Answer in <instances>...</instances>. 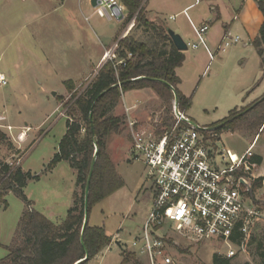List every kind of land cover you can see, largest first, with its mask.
I'll use <instances>...</instances> for the list:
<instances>
[{"label": "rangeland", "instance_id": "obj_1", "mask_svg": "<svg viewBox=\"0 0 264 264\" xmlns=\"http://www.w3.org/2000/svg\"><path fill=\"white\" fill-rule=\"evenodd\" d=\"M89 12L86 5L80 12L79 0H68L65 4L61 0H0V72L9 79V85L0 88V124L14 127L12 133L1 129L19 150V153H11L2 147L0 160L16 163L27 152L21 168L24 172L39 175L40 180L29 181L24 193L33 210L54 222L66 216L77 191V176L68 163L62 162L53 171L45 172L66 133L68 108L64 105L70 99L68 90L64 94L66 82L80 79L81 56L94 54L97 49L99 55L103 53V44L107 40L102 30L110 31L117 24L99 17L96 21L91 20ZM135 16L122 22V26L131 25ZM127 37L147 42L150 35L135 20ZM80 42L84 49L78 53ZM186 44L188 50L184 52V63L177 68V76L180 80L178 88L192 99L187 114L201 127H209L215 132L213 126L228 119L236 110V117L244 116L237 124L238 130L216 132L220 138L217 149L220 152L230 150L241 156L252 147L253 158L257 155L264 158V124L261 125L258 119L264 117V108L247 113L264 97V70L256 48H244L239 42L225 53L216 54L211 61L206 58L195 63L202 47L193 49L192 43L186 41ZM197 64L200 67L198 74ZM206 67L208 70L202 74ZM93 79L92 75L79 81V93ZM143 94L139 91L127 93L115 115L127 120L125 107L134 105L136 109L130 112V117L136 118L139 126L157 129L170 126L174 99H161L154 92L159 100L153 101L143 98ZM26 131L30 139L25 136L21 143ZM35 141L37 143L31 147ZM107 142L124 187L92 208L90 226L104 227L112 243L96 258L83 264H121L123 252L135 255L133 259L139 264H149L147 258L140 257L135 251L132 242L142 236L152 211L151 183L146 181L143 162L130 155L132 139L127 123ZM253 174L256 182H251L252 194L263 218L252 228L246 252L233 258V264H261L264 260V163ZM260 179H263L262 187L256 190L255 185ZM6 202L7 207L0 204V261L8 256L7 248L12 244L26 210L23 201L12 192L7 195ZM159 234L157 236L164 237L167 242V252L173 264H212L215 254H227V247L220 242L191 243L181 239L168 226L161 228Z\"/></svg>", "mask_w": 264, "mask_h": 264}, {"label": "trees", "instance_id": "obj_2", "mask_svg": "<svg viewBox=\"0 0 264 264\" xmlns=\"http://www.w3.org/2000/svg\"><path fill=\"white\" fill-rule=\"evenodd\" d=\"M120 1L129 11L127 20L130 21L138 13L136 23L145 29L150 38L147 42L128 37L120 40L118 59L106 61L83 92L79 93L73 82L66 83L70 94L69 102L64 105L68 108L66 133L45 168V172L49 173L65 162L76 173L77 191L65 219L55 224L32 209L24 189L29 181H39V175L24 172L20 166L0 160V204L7 207L6 197L12 192L26 206L13 242L7 248L8 256L0 264H83L96 258L112 243V238L104 227L90 226V212L96 204L124 187L107 142L112 134L120 132L125 126L126 119L115 115L123 95L151 89L161 99H176L184 111L191 107V98L178 90L180 80L176 75V69L184 63L185 55L175 48L169 29L164 24L150 22L140 1ZM256 1L264 17V0ZM253 45L262 59L264 70V22ZM129 54H132L130 59ZM120 61L124 62L120 64ZM260 108H264V97L254 103L247 113H255ZM235 111L228 119L213 126L217 133L238 130L237 124L244 116L236 117ZM258 119L263 125L264 117ZM2 147L11 153H19L10 136L0 128V151ZM252 160L254 167L259 169L263 158L255 156ZM262 182L263 179L257 181L256 190L262 187ZM121 255V264L132 261L139 264L133 259L135 255L126 252ZM212 264H233V258L215 254Z\"/></svg>", "mask_w": 264, "mask_h": 264}, {"label": "built area", "instance_id": "obj_3", "mask_svg": "<svg viewBox=\"0 0 264 264\" xmlns=\"http://www.w3.org/2000/svg\"><path fill=\"white\" fill-rule=\"evenodd\" d=\"M93 2V14L100 19L113 22L126 16L127 9L119 0ZM135 20L128 31L134 27ZM194 30L199 41L192 48L203 46L208 50L205 35L209 26L194 27ZM119 41L105 52L104 60H117ZM239 41L237 37L226 36L218 50L225 53ZM210 56L212 60L215 58L213 53ZM8 85V77L0 72V88ZM130 111L126 108V123L132 139L130 155L143 162L154 197L142 236L132 242L135 251L147 258L149 264H173L167 242L157 236L161 228L168 226L191 243L220 242L228 249L227 258L245 253L252 228L263 218L252 194L251 182H256L253 173L257 170L252 162V147L241 156L230 150L220 152L216 147L220 140L216 131L194 122L181 110L176 99L171 110L172 124L162 129L139 126L130 117ZM6 129L12 133L11 126ZM19 164L20 161L10 163L15 167Z\"/></svg>", "mask_w": 264, "mask_h": 264}, {"label": "crops", "instance_id": "obj_4", "mask_svg": "<svg viewBox=\"0 0 264 264\" xmlns=\"http://www.w3.org/2000/svg\"><path fill=\"white\" fill-rule=\"evenodd\" d=\"M138 1H140L141 8L144 10L145 15L150 22L164 24L169 30H172L176 34L180 35L185 43L186 41L192 43V45L198 43L199 40L195 33L194 27H199L203 25L209 26V30L205 35L207 42L206 45L208 47V50L203 46H199L202 47V50L198 52V54L196 55L195 59L196 58L197 59L195 60V63L196 61L197 63H200L203 59L206 58L207 60L211 61L212 59L210 53H213L214 56L220 53L218 49L221 46L222 41L226 36L232 38H236V37L239 38L240 39L239 42L242 43L244 48L253 47L254 46L253 42L259 36L260 29L264 22V17L258 7V3L256 0H138ZM67 2L68 0H61L62 4H65ZM79 5H80L81 13L83 12V5H86L87 10L90 11L89 12L90 19L96 21L97 16L93 14V6H94L93 0H79ZM128 17H129V11L127 9L126 16L123 19H121L118 22L113 21L114 23L117 24H115L113 28H110V31L102 30L104 33L103 36L106 37L105 40L107 41L105 44H103V53L101 55H99L100 52L99 49H97V52L94 54L90 53L89 56L88 55L81 56L82 60L79 62L81 63V66L79 67L80 72L78 74L80 79L69 80L74 83L76 89L79 87L78 86L79 81L85 80L92 75L95 78V76L99 73L102 66L106 63V60H104L105 52L111 49L114 43L118 42L121 38H123L122 36L124 34L130 32L128 31L130 25L126 27L122 26V22L128 19ZM136 17L137 16H135L134 19H136ZM83 49H84V45L83 43L80 42V44L78 45L77 52L80 53V51ZM92 56H95V58H92ZM260 60H261V68H262V59L260 58ZM197 67H199L198 64ZM205 69H206L205 72L202 74L206 73L208 67H206ZM177 71L178 70L176 69V75H177ZM199 72H200V67L196 74H198ZM178 90L180 91L179 88ZM138 91L140 93H144L143 98L153 101L159 100L158 96L154 94V92L151 89H144ZM66 93H68L67 88H65L64 94ZM127 93L124 94L123 99ZM181 94L184 95V93L182 92ZM52 96L55 97L56 93L53 92ZM187 98H191V97L189 96ZM133 107L134 105L130 107L131 111L136 109V108L134 109ZM125 108H129V107H125ZM185 112L187 114V110ZM190 118L194 122H196L192 117ZM133 119L136 120V118ZM8 126L14 128L10 124L8 125L0 124V128L6 129V127ZM26 130L28 131L29 128H27ZM27 131L25 132L26 134L25 133L24 134L26 136V139L29 140L30 135L29 133L27 134ZM25 136L23 140H21V143L25 141L24 140ZM35 143H37V141L32 143L31 147ZM26 153L27 152L23 153V157L21 158L19 164L20 167L22 166L21 163ZM261 157L263 158V156ZM263 163H264V158L262 165ZM65 217L61 219L59 222H54L52 220L51 221L54 222L55 224H60L65 219Z\"/></svg>", "mask_w": 264, "mask_h": 264}, {"label": "water", "instance_id": "obj_5", "mask_svg": "<svg viewBox=\"0 0 264 264\" xmlns=\"http://www.w3.org/2000/svg\"><path fill=\"white\" fill-rule=\"evenodd\" d=\"M169 35L172 39V42L175 46V48L180 51V52H185L188 50V45L184 42V40L182 39V37L178 34H176L174 31L169 30ZM55 95V94H53ZM84 225H87V220H85Z\"/></svg>", "mask_w": 264, "mask_h": 264}, {"label": "bare ground", "instance_id": "obj_6", "mask_svg": "<svg viewBox=\"0 0 264 264\" xmlns=\"http://www.w3.org/2000/svg\"><path fill=\"white\" fill-rule=\"evenodd\" d=\"M130 26L132 27L133 25L131 24ZM22 135H23L22 138H24L25 134L23 133Z\"/></svg>", "mask_w": 264, "mask_h": 264}]
</instances>
